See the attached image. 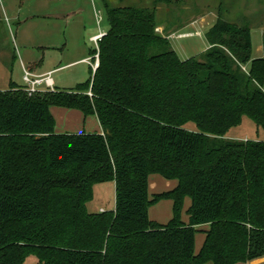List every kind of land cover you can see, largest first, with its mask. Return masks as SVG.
Returning <instances> with one entry per match:
<instances>
[{
    "label": "trees",
    "instance_id": "obj_1",
    "mask_svg": "<svg viewBox=\"0 0 264 264\" xmlns=\"http://www.w3.org/2000/svg\"><path fill=\"white\" fill-rule=\"evenodd\" d=\"M218 12L207 49L181 58L155 32L154 8L106 4L108 28L91 50L98 65L74 92L28 94L14 82L0 92V264L264 257V137H227L244 117L264 133V31L254 57L250 27ZM50 106L96 115L103 131L56 133ZM152 174L177 184L150 197ZM105 182L115 184L114 209L92 212ZM163 199L172 217L159 223L148 210ZM205 224L196 252L195 227Z\"/></svg>",
    "mask_w": 264,
    "mask_h": 264
},
{
    "label": "rangeland",
    "instance_id": "obj_2",
    "mask_svg": "<svg viewBox=\"0 0 264 264\" xmlns=\"http://www.w3.org/2000/svg\"><path fill=\"white\" fill-rule=\"evenodd\" d=\"M106 4L108 7L154 8L155 32L166 37L171 48L181 58L199 57L207 49L205 34L220 15L218 12L220 5L223 9L221 16L226 21L244 23L250 27L252 55L262 54L264 0H178L168 5L155 4L153 0H20L21 15H35L33 18L30 17L32 19L26 18L27 23L20 26L17 20L6 19L0 3V45L5 41L10 48H15L12 42L17 36L16 48L27 49L31 55L40 58L41 69L61 66L68 61L88 55L89 50L98 49V42L95 43L92 37L104 34L108 28ZM179 35L182 38H178ZM23 42L30 44V47L25 46L27 44ZM34 44L44 47H35ZM4 71V68L0 69V87L6 80L3 77L5 74L2 73ZM12 71L16 79H21L22 68L19 67L18 58L13 64ZM91 72L85 62L62 66L52 73L56 83L54 89L56 92L57 90L74 92L76 83L85 81L90 77ZM4 90L6 89H0V92ZM244 136L250 139H261L264 133L261 129H257L251 120L244 117L240 125L230 129L227 137ZM154 177L161 178L163 185L152 184ZM149 182L150 195L172 190L177 184L176 180L164 179L156 174L149 176ZM111 184V182H105L95 185L94 199L89 202V209L99 205L105 208L114 206L115 189ZM172 202L170 199H163L151 206L149 218L159 223L168 221L172 217ZM189 205L190 198L185 196L180 213L182 219L187 217L185 210ZM104 210L107 209L102 211ZM199 230L195 233V246L202 236ZM29 257L31 260H28ZM29 257L24 264H38L35 256ZM205 264H211V262Z\"/></svg>",
    "mask_w": 264,
    "mask_h": 264
},
{
    "label": "crops",
    "instance_id": "obj_3",
    "mask_svg": "<svg viewBox=\"0 0 264 264\" xmlns=\"http://www.w3.org/2000/svg\"><path fill=\"white\" fill-rule=\"evenodd\" d=\"M0 3L2 4V12H3L4 16L6 17V19L7 20L8 19L9 20H17V23H19V26L21 24L24 25L27 23L28 20L26 21V18L32 19L33 16H35L32 14H30V15L26 14V16L21 15L20 0H2V2H0ZM30 17H32V18H30ZM16 38H17V36L13 38V42H12L14 44L15 48L14 47L10 48L9 44H7L5 41L3 42L2 45H0V58H1L0 69L1 70L3 68L5 69V71L2 73L5 74L3 76L4 79L6 78L4 85H2V87H0V89H7L8 86H10L11 82H14L18 86L19 85L23 86L22 80L16 79L13 76V71H12L13 70V64L16 62L17 58H18V62H19V67H21V68H22V66L27 67L32 72H34L36 74H43V73L51 72V78H52V73L54 71L58 70V68H60L62 66H67V65L72 66V65L77 64L79 62H85L87 64V66L89 67V70L92 71V73L95 70L93 68L92 64L98 58V54L96 53V54L92 55L91 50H89L88 55L83 56V57L76 59V60L68 61L66 64H63L61 66H55L52 68L41 69V66H42L41 59L35 57V55H31L27 49H23V50L17 49L16 44H15ZM23 43L27 44L25 46L30 47V44L25 43V42H23ZM33 46L40 47V48L44 47V46H39V45H35V44ZM261 55H255L254 57H258ZM87 79H85V80H87ZM52 81H53V87H55L56 83H55V80L53 78H52ZM81 82H83V81H80L78 83H81ZM78 83H76V84H78ZM262 88L264 91V87H262ZM49 109H50V112H51V114L54 118V121H55L54 131L56 133H63V132H74V133L97 132V133H102V131H103L102 127L100 125V122L97 119L96 115L84 116V114L78 109L66 108V107H60V106H50ZM228 138H234V139H239V140L250 139V137L247 138V136L239 137V138L238 137H228ZM111 183H112L111 186H113L115 189L114 182H111ZM153 183L155 184V186L163 185L161 178H158V177L152 178V184ZM149 184H150V182H149ZM149 184H148V190H149ZM151 195L149 194L150 197H151ZM93 199H94V193H93ZM114 205H115V203H114ZM87 206L89 209V203ZM103 209L113 210L114 206L109 207V208H107V207L105 208V206L99 205V206L95 207L94 209H89V210L92 212H96V211H102ZM148 213H149V210H148ZM182 220L187 221V217L185 219H182ZM195 228L197 230L200 229L199 231L202 232V236L199 240V243H196V246H195V248H196L195 251L197 252L202 245V242L204 240V231L206 229H208V225H206V224L205 225H199V226H196ZM28 260H31L30 257ZM245 264H264V257L258 258V259L252 260V261H248Z\"/></svg>",
    "mask_w": 264,
    "mask_h": 264
},
{
    "label": "built area",
    "instance_id": "obj_4",
    "mask_svg": "<svg viewBox=\"0 0 264 264\" xmlns=\"http://www.w3.org/2000/svg\"><path fill=\"white\" fill-rule=\"evenodd\" d=\"M103 34L96 35L92 37V40L97 43ZM178 38H182L180 35ZM98 65V58L93 63V68L95 69ZM21 80L23 83V89L28 94H33L37 92H45L54 90L53 81L51 78V72L36 74L32 72L29 68L22 66ZM91 96L90 90L87 92Z\"/></svg>",
    "mask_w": 264,
    "mask_h": 264
}]
</instances>
